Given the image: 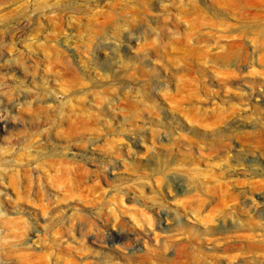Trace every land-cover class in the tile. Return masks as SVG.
<instances>
[{
  "label": "clouds",
  "instance_id": "clouds-1",
  "mask_svg": "<svg viewBox=\"0 0 264 264\" xmlns=\"http://www.w3.org/2000/svg\"><path fill=\"white\" fill-rule=\"evenodd\" d=\"M0 264H264V0H0Z\"/></svg>",
  "mask_w": 264,
  "mask_h": 264
},
{
  "label": "rangeland",
  "instance_id": "rangeland-1",
  "mask_svg": "<svg viewBox=\"0 0 264 264\" xmlns=\"http://www.w3.org/2000/svg\"><path fill=\"white\" fill-rule=\"evenodd\" d=\"M227 195H228L227 193L224 194L225 199L227 198ZM204 210H205V212H208L209 213V218H211V211H212L211 206H207L206 205Z\"/></svg>",
  "mask_w": 264,
  "mask_h": 264
}]
</instances>
